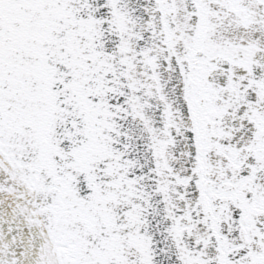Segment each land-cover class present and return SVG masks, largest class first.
Here are the masks:
<instances>
[{
    "label": "snow or ice",
    "instance_id": "1",
    "mask_svg": "<svg viewBox=\"0 0 264 264\" xmlns=\"http://www.w3.org/2000/svg\"><path fill=\"white\" fill-rule=\"evenodd\" d=\"M0 264H264V0H0Z\"/></svg>",
    "mask_w": 264,
    "mask_h": 264
}]
</instances>
